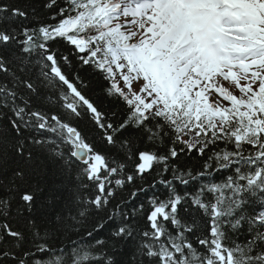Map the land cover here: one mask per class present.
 <instances>
[{
  "label": "snow or ice",
  "instance_id": "snow-or-ice-1",
  "mask_svg": "<svg viewBox=\"0 0 264 264\" xmlns=\"http://www.w3.org/2000/svg\"><path fill=\"white\" fill-rule=\"evenodd\" d=\"M40 11L0 0V264H264V0Z\"/></svg>",
  "mask_w": 264,
  "mask_h": 264
},
{
  "label": "trees",
  "instance_id": "trees-1",
  "mask_svg": "<svg viewBox=\"0 0 264 264\" xmlns=\"http://www.w3.org/2000/svg\"><path fill=\"white\" fill-rule=\"evenodd\" d=\"M19 2L22 3V4L23 3H31V4L34 5V7L37 9V13L35 14V17H36L35 22H39L42 19H47V16L45 15V12L40 11V5H41L42 0H19ZM181 163L182 164H186V165H188L191 168H199L200 164L202 162L199 161V160H196V159L184 158V159H182ZM123 195L127 196L128 193H124Z\"/></svg>",
  "mask_w": 264,
  "mask_h": 264
}]
</instances>
